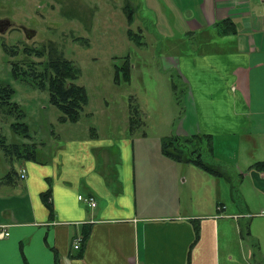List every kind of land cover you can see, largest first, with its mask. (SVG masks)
Wrapping results in <instances>:
<instances>
[{
    "label": "crops",
    "instance_id": "obj_1",
    "mask_svg": "<svg viewBox=\"0 0 264 264\" xmlns=\"http://www.w3.org/2000/svg\"><path fill=\"white\" fill-rule=\"evenodd\" d=\"M138 4L130 29L142 44L152 35L162 68L185 87L179 121L135 123L128 108L123 135L102 136L93 126L64 139L54 132L50 143L35 142V159L17 156L24 178L10 161L0 170V233L9 232L0 234V264L264 263V170L254 165L264 160V0ZM205 134L213 141L203 148L207 163L222 175L163 152L166 136ZM217 136L236 146L234 202L213 201L225 178L232 187L214 156Z\"/></svg>",
    "mask_w": 264,
    "mask_h": 264
},
{
    "label": "rangeland",
    "instance_id": "obj_2",
    "mask_svg": "<svg viewBox=\"0 0 264 264\" xmlns=\"http://www.w3.org/2000/svg\"><path fill=\"white\" fill-rule=\"evenodd\" d=\"M125 6L139 12L138 0H0V22H9L0 31V82L14 90L12 101L19 103L22 110L20 115L0 107V134L9 144L32 141L47 144L54 132L64 139L84 135L91 131V126L98 128L102 136L123 135L128 108L134 107L140 110L139 118L147 124L179 121L185 87L173 69L162 68L158 42L152 35L146 34L143 44L130 38L128 31L138 21L129 24ZM25 29L33 30L34 35L29 37ZM148 31L152 34L155 29L151 26ZM49 46L58 48L80 68L77 83L86 88L89 101L76 123L60 121L62 112L51 102L48 81L42 88L13 71L15 62L23 63L29 58L46 60V54L40 58L35 51L28 56L27 51L38 48L47 53ZM127 58L131 59L129 82L123 73ZM157 107L160 112L156 111ZM174 111H177L175 116ZM16 123L26 124L30 136L18 124L16 127ZM227 140L226 136L215 137L214 156L218 158L217 165L229 174L232 187L225 178L224 193L215 195L214 202L229 201L235 194L236 146ZM181 142L187 144L185 150L200 147V140L187 143L182 139ZM14 151L7 153L0 146V170L10 161H14L18 170L21 168L20 158ZM41 151L38 150L39 157L43 155L44 150ZM26 152L22 149V155ZM203 155L206 162L213 164L207 152ZM17 169H11L14 177Z\"/></svg>",
    "mask_w": 264,
    "mask_h": 264
},
{
    "label": "trees",
    "instance_id": "obj_3",
    "mask_svg": "<svg viewBox=\"0 0 264 264\" xmlns=\"http://www.w3.org/2000/svg\"><path fill=\"white\" fill-rule=\"evenodd\" d=\"M125 10L128 16L131 18L133 14V8L125 6ZM230 23V29L235 30L234 22L230 20H225L221 24ZM223 28V25L221 26ZM130 38L135 39L139 44H141L138 34H134V31L129 29L128 31ZM30 49V48H27ZM49 51L46 53L45 50L32 48L28 52V56L32 55L35 51L36 56L42 58L45 54L48 55L46 60H34L29 58L23 63L15 62L13 63V71L17 76H22L23 79L30 81L33 85H38L39 87L45 88L46 81L49 82L50 89V99L52 104L57 106L62 115L60 116V121L62 122H78L81 118L82 111L84 110L85 105L89 101L87 90L84 86L77 83L80 68L76 65L73 60L64 57V54L58 51V48L55 46H49ZM125 65V64H124ZM124 79L129 81L130 79V63L127 61L124 66ZM120 71L117 70V79L119 78ZM123 77V76H122ZM119 81V79H118ZM14 90L8 85L2 84L0 82V107L4 111L7 109L11 113H20L22 110L20 104L12 101V94ZM132 118L134 122L138 123L137 115L138 109L132 108ZM22 127L25 130L26 135L28 134V126L26 124L16 123V127ZM15 125V124H14ZM19 129V128H18ZM182 139H185V142L191 143L194 140H200V147L198 149L194 148L192 150H185L187 144L181 142ZM189 140V141H187ZM206 141V142H205ZM188 144V148H189ZM0 146L5 149L7 153L12 150L17 152V156L26 157L27 159H35L37 156V143H24V144H9L6 141V137L0 134ZM213 149L212 135L205 134L203 136L193 135L189 137L185 136H166L162 141L163 152L180 162H192L198 167L203 168L204 170L214 173V174H223V172L217 166L208 164L203 159V150L202 148ZM22 149L27 150L26 155H22ZM257 169L264 170V160L258 161L254 164ZM49 191L43 194V199L46 204L49 206L50 210H53V205L51 203ZM88 234H84L83 242L85 237L87 239ZM85 244V242L83 243ZM82 251V250H81Z\"/></svg>",
    "mask_w": 264,
    "mask_h": 264
},
{
    "label": "built area",
    "instance_id": "obj_4",
    "mask_svg": "<svg viewBox=\"0 0 264 264\" xmlns=\"http://www.w3.org/2000/svg\"><path fill=\"white\" fill-rule=\"evenodd\" d=\"M26 171H27L26 168L22 167L21 172H20L21 178H24L26 176ZM79 199L86 201L91 207H95L97 205V201H96V198L94 196H86V195L80 194ZM0 234L8 235L9 232L1 231ZM82 240H83L82 237H77L73 242V248L74 249H80ZM262 264H264V263H262Z\"/></svg>",
    "mask_w": 264,
    "mask_h": 264
},
{
    "label": "water",
    "instance_id": "obj_5",
    "mask_svg": "<svg viewBox=\"0 0 264 264\" xmlns=\"http://www.w3.org/2000/svg\"><path fill=\"white\" fill-rule=\"evenodd\" d=\"M5 29H4V27H3V25H2V23L0 22V31H4ZM26 30V29H25ZM28 30H26V32H27ZM27 35L29 36V37H32L33 35H34V31L33 30H29L28 32H27Z\"/></svg>",
    "mask_w": 264,
    "mask_h": 264
},
{
    "label": "flooded vegetation",
    "instance_id": "obj_6",
    "mask_svg": "<svg viewBox=\"0 0 264 264\" xmlns=\"http://www.w3.org/2000/svg\"><path fill=\"white\" fill-rule=\"evenodd\" d=\"M6 22H8V21H3V22H1V23H2V25L4 26ZM8 23H9V22H8Z\"/></svg>",
    "mask_w": 264,
    "mask_h": 264
}]
</instances>
